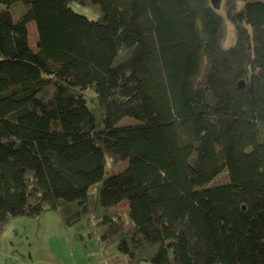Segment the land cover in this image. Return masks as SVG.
<instances>
[{"label": "trees", "instance_id": "1", "mask_svg": "<svg viewBox=\"0 0 264 264\" xmlns=\"http://www.w3.org/2000/svg\"><path fill=\"white\" fill-rule=\"evenodd\" d=\"M223 2L227 48L210 0H0V231L53 210L110 264H264V0Z\"/></svg>", "mask_w": 264, "mask_h": 264}, {"label": "rangeland", "instance_id": "2", "mask_svg": "<svg viewBox=\"0 0 264 264\" xmlns=\"http://www.w3.org/2000/svg\"><path fill=\"white\" fill-rule=\"evenodd\" d=\"M211 3V2H210ZM213 10L220 17L222 24V37H221V47H230L235 43L236 40V31L234 24L231 20L230 15L226 12V6L223 0H218L216 4H212ZM19 6V7H17ZM22 6V7H20ZM71 7L76 11L83 15H86L90 19H96L99 14L97 11H94L89 6L79 5L77 3L71 4ZM22 8L24 5L21 2L14 3L11 5L10 10L14 16H18L22 12ZM18 13V15L16 14ZM27 32H28V43L35 49V45L37 42V33L33 22H29L27 24ZM134 122L133 119L129 117L122 118L118 124H129ZM126 162L119 161L117 163H113L112 167L109 166L111 173H115L125 167ZM227 181V175L224 172H221L213 181L212 184H219ZM127 216V214H125ZM12 224H18L19 229L25 227H40L39 232L32 233V243L37 246V249L40 250L41 255H44L45 250L47 251L49 257L50 264H70L72 260L71 250L76 253V256L81 254L83 249L89 250V252H94L96 245L98 244V240L96 237L85 238L84 240H79L76 234H87L92 232L94 229L92 219L90 215L81 219V221L69 225L63 226L57 216L56 211L50 210L46 211L43 214L39 215L35 218H16L11 221ZM33 224L29 225V224ZM26 226H22V225ZM30 228V230H31ZM11 227L9 226V230ZM24 230V231H25ZM24 235V234H23ZM26 235V234H25ZM24 244H27V240L25 237H21ZM85 242V243H83ZM82 244H84L82 246ZM99 245V244H98ZM25 246V245H24ZM100 247V246H99ZM101 251V249H100ZM107 253H112L111 250H106ZM101 256L104 258L102 251L100 252ZM95 254H92V257ZM110 256L106 257L105 262L110 264ZM108 260V261H107ZM150 264V263H149Z\"/></svg>", "mask_w": 264, "mask_h": 264}, {"label": "crops", "instance_id": "3", "mask_svg": "<svg viewBox=\"0 0 264 264\" xmlns=\"http://www.w3.org/2000/svg\"><path fill=\"white\" fill-rule=\"evenodd\" d=\"M29 225L33 226L32 223ZM9 226L11 227L10 230ZM18 226L20 225H14L10 222L6 230L0 231V264H50L49 259L51 258L47 251L45 250L44 255H41L40 250L32 243V233L36 230L39 232L40 227L31 228L28 226L25 230V227L19 229ZM21 237H25L28 243L24 244ZM95 245L93 253L83 249L82 253L76 256V253L71 250L73 261L70 264H107L100 254L99 245ZM92 254H95V256L92 257Z\"/></svg>", "mask_w": 264, "mask_h": 264}, {"label": "water", "instance_id": "4", "mask_svg": "<svg viewBox=\"0 0 264 264\" xmlns=\"http://www.w3.org/2000/svg\"><path fill=\"white\" fill-rule=\"evenodd\" d=\"M218 0H210V2L214 5L217 3Z\"/></svg>", "mask_w": 264, "mask_h": 264}]
</instances>
